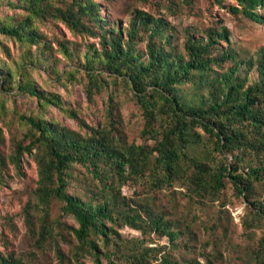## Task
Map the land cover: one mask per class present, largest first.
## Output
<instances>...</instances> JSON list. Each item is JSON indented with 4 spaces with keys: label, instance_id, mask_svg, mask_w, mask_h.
Wrapping results in <instances>:
<instances>
[{
    "label": "trees",
    "instance_id": "obj_1",
    "mask_svg": "<svg viewBox=\"0 0 264 264\" xmlns=\"http://www.w3.org/2000/svg\"><path fill=\"white\" fill-rule=\"evenodd\" d=\"M231 1L237 5L230 8L231 12L263 23L256 8L263 9L264 0ZM58 2L25 0L29 15L17 23L0 24V35L40 48L44 43L32 20L47 14L72 32L97 38L99 49L87 48L82 57L88 98L105 87L102 73L125 83L141 110V136L153 143L123 144L106 128H92L89 135L80 136L42 116H21L31 139L27 145L16 142L8 158L0 151V184L9 163L20 170L24 154L30 155L34 148L41 151L35 158L38 181L34 206L27 208L40 213L36 244L41 248L54 240L53 222L48 217L49 207L56 201L61 214L70 215L78 224L72 229L76 258L88 254L95 264H103L102 256L106 264H117L122 258L126 264H150L147 257L156 248L141 245L138 240H122L112 224L119 221L143 234L154 231L171 242L177 234L171 230L163 209L156 207L154 197L144 199L135 208L121 197L120 188L127 181H147L153 192L184 187L198 200L218 198L225 183H229L237 195L250 202L255 217L264 219V198L257 197V188L264 192V44L255 58H241L232 49L226 29H210L196 40L187 35L184 58L165 49L171 36L162 18L134 11L123 38L119 27H109L99 16L93 0H71L65 8L56 6ZM139 32H146L148 37L144 52L134 46ZM214 48L216 55L211 53ZM59 49L68 59L75 56L67 42L60 43ZM226 62L230 66L223 68ZM242 65L246 75L256 71L255 82L246 84L239 74ZM213 66L220 72H215ZM1 74L3 85L13 82L10 73ZM185 84L193 88L191 95L181 88ZM15 86L42 106L62 108L56 95L39 93L29 81L17 80ZM67 114L77 118L73 111ZM197 147L202 148L201 154L192 152ZM226 155H230L232 164ZM75 165L86 170L93 185L86 199L68 190ZM27 223L32 230L29 212ZM98 240L104 248H111L109 253L101 251ZM55 250L62 261L57 245ZM258 253L259 264H264V237ZM159 260L161 264H180L165 257ZM0 264L23 263L11 255H0Z\"/></svg>",
    "mask_w": 264,
    "mask_h": 264
},
{
    "label": "rangeland",
    "instance_id": "obj_2",
    "mask_svg": "<svg viewBox=\"0 0 264 264\" xmlns=\"http://www.w3.org/2000/svg\"><path fill=\"white\" fill-rule=\"evenodd\" d=\"M60 1L55 5L62 8L71 2ZM93 1L98 6L99 16L109 27H119L123 38L134 11L145 12L154 19L162 18L171 36L170 44L164 45L165 49L184 58L187 35L196 40L205 37L210 29H226L232 49L241 58H255L264 44V8H256L263 17V23L259 24L240 13L231 12L230 8L237 7L231 0H221V3L217 0ZM28 15L25 0H0V24L17 23ZM32 25L44 43L40 48L0 35V72L4 75L10 73L13 79L11 84L3 85L0 78V151L6 158L12 154L16 142L27 145L31 139L28 125L20 119L23 115L42 116L80 136L89 135L92 128H106L117 134L123 144L153 143L149 139L144 141L141 136L144 123L141 110L125 83L102 73L105 87L94 91L88 98V80L81 68L82 57L87 48L99 49L97 38L72 32L47 14L34 18ZM147 40V33L139 32L135 49L144 52ZM64 42L75 53L72 59L65 57L59 49V44ZM221 46L224 48L225 44L221 43ZM211 53L216 55L218 52L214 48ZM228 66L229 62L223 64V68ZM213 69L220 72L216 66ZM243 69L244 66H240L239 74L246 79V84L257 80L255 70L246 75ZM17 80L31 82L39 93L56 95L62 108L42 106L34 97L16 88ZM181 88L189 95L194 91L188 84ZM68 111H73L77 118L70 117ZM192 152L201 154L202 148H194ZM39 154L41 151L35 148L30 155L24 154L20 170L9 163L6 177L0 184V255H11L23 264H95L88 254L74 256L76 242L72 229L78 224L70 215L61 214L60 203L56 201H52L48 217L53 222L51 239L54 240L47 241L41 248L36 244L40 213L27 208L34 206L38 181L35 158ZM226 158L232 164L230 155ZM223 159L218 158L225 163ZM72 175L74 179L69 184V192L86 199L87 190L93 188L86 170L75 165ZM120 192L132 208L144 199L154 197L156 207L163 209L165 219L171 221V230L176 231L177 236L171 242L167 236L154 231L143 234L119 221L112 224L122 240H138L141 245L156 248L147 257L150 264H161V257L180 264H209L208 261L212 264H259L258 247L264 237V219L255 217L250 202L237 195L231 184L225 183L218 198L209 196L204 200L189 195L184 187L179 186L153 192L143 180L127 181ZM257 192V197L263 199L262 189L257 188ZM27 212L31 216L32 230L27 223ZM97 243L102 252H110V247L104 248L99 240ZM56 245L62 261L56 254ZM106 262L102 256V263ZM117 264L126 263L122 258Z\"/></svg>",
    "mask_w": 264,
    "mask_h": 264
}]
</instances>
